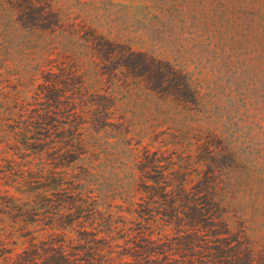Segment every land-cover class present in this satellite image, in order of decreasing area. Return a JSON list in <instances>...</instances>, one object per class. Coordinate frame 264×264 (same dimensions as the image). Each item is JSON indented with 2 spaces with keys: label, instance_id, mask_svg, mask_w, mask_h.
<instances>
[{
  "label": "trees",
  "instance_id": "1",
  "mask_svg": "<svg viewBox=\"0 0 264 264\" xmlns=\"http://www.w3.org/2000/svg\"><path fill=\"white\" fill-rule=\"evenodd\" d=\"M34 8L43 31L45 6L17 12ZM91 47L94 75L62 53L25 82L0 69V264H264L222 139L142 145L112 116L125 70L179 96L199 90L145 54Z\"/></svg>",
  "mask_w": 264,
  "mask_h": 264
},
{
  "label": "rangeland",
  "instance_id": "2",
  "mask_svg": "<svg viewBox=\"0 0 264 264\" xmlns=\"http://www.w3.org/2000/svg\"><path fill=\"white\" fill-rule=\"evenodd\" d=\"M29 3L45 6L49 16L37 25L47 29H36L35 8L17 12ZM113 45L165 62L199 90L196 100L179 96L125 70L115 89L116 127L142 145L222 139L229 182L241 184L237 216L251 218L247 234L257 241L264 230V0H0V69L16 79H30L48 53L75 56L94 75L91 46L106 53ZM122 157L124 164L127 152Z\"/></svg>",
  "mask_w": 264,
  "mask_h": 264
}]
</instances>
